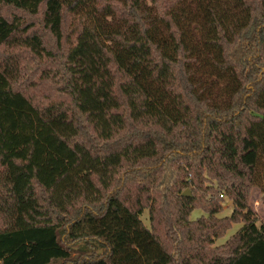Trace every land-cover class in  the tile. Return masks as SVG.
Listing matches in <instances>:
<instances>
[{
  "label": "trees",
  "instance_id": "1",
  "mask_svg": "<svg viewBox=\"0 0 264 264\" xmlns=\"http://www.w3.org/2000/svg\"><path fill=\"white\" fill-rule=\"evenodd\" d=\"M262 164L264 0H0V264H264Z\"/></svg>",
  "mask_w": 264,
  "mask_h": 264
},
{
  "label": "rangeland",
  "instance_id": "2",
  "mask_svg": "<svg viewBox=\"0 0 264 264\" xmlns=\"http://www.w3.org/2000/svg\"><path fill=\"white\" fill-rule=\"evenodd\" d=\"M259 179L258 184L251 187L250 190V197L249 202L251 209L255 212L257 216V226L264 225V202H263V195H264V164L259 167ZM224 209L219 214V216H226L229 215L232 211L231 203L225 199L223 203ZM204 215V212L200 209H194L190 214V219L194 220L200 216ZM140 219L142 220L143 224L148 227L149 226V218H148V210L145 209L142 214L140 215ZM241 224H233L231 228L219 239L216 240V244L223 243L231 234L237 231L240 228Z\"/></svg>",
  "mask_w": 264,
  "mask_h": 264
},
{
  "label": "water",
  "instance_id": "3",
  "mask_svg": "<svg viewBox=\"0 0 264 264\" xmlns=\"http://www.w3.org/2000/svg\"><path fill=\"white\" fill-rule=\"evenodd\" d=\"M182 195H183V196H188V195H190V191H189V189L184 190V191L182 192Z\"/></svg>",
  "mask_w": 264,
  "mask_h": 264
}]
</instances>
